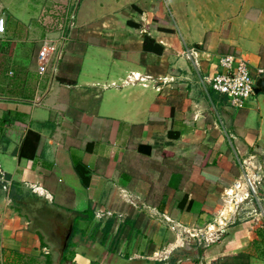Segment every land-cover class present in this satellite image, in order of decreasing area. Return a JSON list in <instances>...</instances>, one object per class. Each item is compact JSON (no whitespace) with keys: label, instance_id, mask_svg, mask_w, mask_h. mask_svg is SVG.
Here are the masks:
<instances>
[{"label":"crops","instance_id":"1","mask_svg":"<svg viewBox=\"0 0 264 264\" xmlns=\"http://www.w3.org/2000/svg\"><path fill=\"white\" fill-rule=\"evenodd\" d=\"M0 18V117L34 132L0 145V264H264V217L226 195L247 170L264 200V92L235 107L211 82L229 53L263 75L264 0H0Z\"/></svg>","mask_w":264,"mask_h":264},{"label":"built area","instance_id":"2","mask_svg":"<svg viewBox=\"0 0 264 264\" xmlns=\"http://www.w3.org/2000/svg\"><path fill=\"white\" fill-rule=\"evenodd\" d=\"M62 30L65 32L62 38L66 40V30L64 27ZM4 31L5 20L0 18V32ZM62 38H60L61 44H63ZM184 53L197 56L193 47L186 48ZM194 61L196 62L195 58ZM219 68L222 70L217 71L211 78L214 90L226 95L231 105L241 107L255 94L256 79L251 73L248 60L234 53L225 54L219 58ZM2 174L3 171L0 169V177ZM226 195L229 199V208L233 213L244 210V204L249 202L252 210L264 217V200L260 195V179L257 174L246 170L245 174L226 192Z\"/></svg>","mask_w":264,"mask_h":264},{"label":"trees","instance_id":"3","mask_svg":"<svg viewBox=\"0 0 264 264\" xmlns=\"http://www.w3.org/2000/svg\"><path fill=\"white\" fill-rule=\"evenodd\" d=\"M150 41H154V40L150 39ZM145 48H149L148 42L146 44V41H145ZM26 129H27L26 122L18 115L12 118L0 117V145L3 142H11V141L27 142L30 134H33L34 132L28 130V132H26V134L24 135ZM34 138L36 140L39 139V137H34Z\"/></svg>","mask_w":264,"mask_h":264},{"label":"water","instance_id":"4","mask_svg":"<svg viewBox=\"0 0 264 264\" xmlns=\"http://www.w3.org/2000/svg\"><path fill=\"white\" fill-rule=\"evenodd\" d=\"M254 91L257 94L260 92H264V73H263V75H260L257 77L256 82H255ZM71 230H72V226H70L69 230L67 231L66 242H67V239L71 233ZM196 250L198 252L197 256L199 257L200 256V249L197 248Z\"/></svg>","mask_w":264,"mask_h":264},{"label":"rangeland","instance_id":"5","mask_svg":"<svg viewBox=\"0 0 264 264\" xmlns=\"http://www.w3.org/2000/svg\"><path fill=\"white\" fill-rule=\"evenodd\" d=\"M40 24L43 25V26H45V24H44L43 22H41ZM261 191H262V190H260V195L262 194ZM262 219H263V217H262ZM230 261H231V262H229V261H226V262H227L228 264H232V263H233V260H230Z\"/></svg>","mask_w":264,"mask_h":264}]
</instances>
